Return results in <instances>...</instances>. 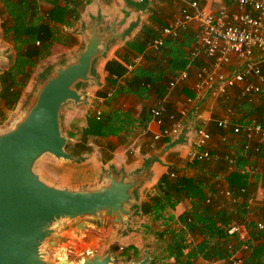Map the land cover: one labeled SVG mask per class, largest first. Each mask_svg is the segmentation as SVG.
Masks as SVG:
<instances>
[{
	"label": "trees",
	"instance_id": "trees-1",
	"mask_svg": "<svg viewBox=\"0 0 264 264\" xmlns=\"http://www.w3.org/2000/svg\"><path fill=\"white\" fill-rule=\"evenodd\" d=\"M46 2H49L51 11L48 10L45 13L44 10L45 14L40 13L39 7L42 6L41 3ZM125 12L128 13L127 23L133 24L137 21L135 20L136 15L132 11L116 3L107 2L94 9L92 13L84 12L83 14H79L77 18L81 22L78 27L73 28L71 23L65 21L68 16L77 15V9L72 0H66V2L63 0L59 2L57 0H0V39L9 42L10 45L7 48L8 59L0 60V103L10 109L8 115L0 114L2 115L0 117V129H4L9 125L14 115L27 100L30 87L36 83L42 73L53 63L65 58L77 49L72 47L68 50L53 51L51 47L52 42H47L49 34L47 35L45 26L37 22L39 18L45 15L44 18H47V22L59 21L71 27L77 33L80 27L87 23L91 17L99 14L103 16L104 21H109L114 17H121ZM150 22L151 24H146V27L153 28L151 25L156 24L153 31L138 24L122 42H115L112 45L106 58L96 61L95 73L100 77V84L95 87H83V89L90 92L93 89L92 97L98 99L100 97L105 98L106 91L114 87V93L111 97H106L98 110L89 108L83 112L85 118L83 123H76L75 126L67 129L66 124L63 123L65 115L67 113L77 114L78 110H82L84 107L76 108L68 103L62 108L61 128L68 139L66 151L78 160L70 163H57L51 159H46L41 163V168L51 178L58 181L60 185L74 186L97 182L102 171L110 166L109 159H105V153L109 150L111 151L112 148L120 147L121 142L119 139L121 136H125L123 141H129L130 137L134 134H140L147 127L151 119L149 115L151 107L143 105L139 119L137 121L133 120L129 113L132 110H125L121 106L120 98H117L116 95L123 94L125 95L124 98L127 95H135L140 98L143 95L152 93L160 95L163 99L167 95L169 82L176 78L180 72L185 70L191 75L204 65L211 66L212 62L203 56L191 58L195 44L193 30H189L180 37H166L163 39V46L157 51L151 49L150 42L161 37L163 38V28L168 23L157 17H151ZM37 41H40L43 45L37 47ZM65 41L68 44V39ZM73 42L74 38L71 37V43ZM33 47H36L35 53L29 55L30 48ZM136 57L141 58L142 65L136 66V69L133 71L134 73L129 77H124L122 82L114 80L115 75L120 77L128 74V65ZM160 61L165 63L164 68L166 67L167 70L162 69V74L159 75L154 73V71ZM260 65L264 72V62H261ZM180 88L179 92L182 97H179V100H182V104L186 98L193 97L194 95L188 85ZM249 97H252L253 102L249 103V108H246ZM203 100L200 103L201 105L204 104ZM162 104L166 108L167 114L178 108V106L172 108V104L170 103L162 102ZM234 104H236L234 110L232 109L234 114L241 115L243 112V115H246V112L252 113V111H248L252 109L257 113L256 115L260 116L261 120L259 122H262L261 125L264 126L263 91L259 90L257 92L256 87L253 96L247 95L245 97L241 96L240 91L239 99ZM223 109L225 113L227 112L230 115V107H224ZM244 110L247 111L245 112ZM98 111L100 113L99 117L97 115ZM243 120L244 118H242L240 123ZM165 121L168 122L167 115H165ZM196 123L193 122L190 126L194 129L197 125ZM253 139L256 138L254 137ZM242 141L244 142V140ZM99 142H102V145L98 151L93 152V150L89 149L88 145L90 143L95 145ZM161 150L162 147L154 150L149 155L157 154ZM260 150V154L258 155L264 152V142L261 144ZM149 155L146 156L144 162L149 158ZM165 157L161 159V162ZM237 158L234 162L233 170L238 172L239 170L244 171L248 165L247 159L240 156ZM212 159L213 157L208 160L200 158L187 163V167L197 169L201 166H206V168H209L213 162ZM141 165L129 159L126 162L125 169L131 171L140 168ZM166 169L169 175H176L177 172L181 171L179 167L173 165L167 166ZM167 177L161 176L146 185V190L143 191L141 200L137 205V213L129 221V230L120 232L112 226L105 228L108 229V235L102 240L103 252H112L117 259V264H128L132 260H140L146 251L150 252L153 259L151 264H193L191 257H185L184 250L186 246L183 231L193 235L198 229H201V233L202 229L204 231L206 229L204 228L205 226L197 227L190 212L175 216V201L172 196L165 193L164 188L167 189L168 187L172 189L177 196H180L182 191L177 189L175 182L168 183ZM240 177L242 178L244 175ZM183 180L185 187L192 185L190 178L186 177ZM196 187H201V185L196 184ZM192 192L194 191L192 190ZM180 200H183V198L180 197ZM176 202L179 201L176 200ZM162 213H165L163 217L165 224H162ZM134 230L140 231L139 235L144 237L155 231L154 243L147 248L143 244L140 245L133 241L122 243L123 237H126L130 232L134 233ZM160 241L162 242L161 244ZM214 245H216V242L213 236H211L210 241L204 239L196 245V248H198V252L196 251V253H205L206 250L208 251V248ZM52 254V252H49L50 257ZM68 254L70 259L79 256L72 251H68ZM186 255L195 256V253L189 251ZM207 255L204 257V260H214L216 257L209 251Z\"/></svg>",
	"mask_w": 264,
	"mask_h": 264
},
{
	"label": "water",
	"instance_id": "water-1",
	"mask_svg": "<svg viewBox=\"0 0 264 264\" xmlns=\"http://www.w3.org/2000/svg\"><path fill=\"white\" fill-rule=\"evenodd\" d=\"M125 22L126 14L109 21L91 17L78 31L80 46L42 73L9 125L0 129V264H117L110 251L88 249L70 259L69 235L111 226L129 230L140 193L154 179V165L165 149L138 169L109 166L92 184L62 186L41 163L78 160L66 151L62 108L88 104L91 92L83 87L99 86L95 63L132 31V26L121 29ZM7 59L8 51L0 49V60ZM152 261L146 251L128 264Z\"/></svg>",
	"mask_w": 264,
	"mask_h": 264
},
{
	"label": "crops",
	"instance_id": "crops-1",
	"mask_svg": "<svg viewBox=\"0 0 264 264\" xmlns=\"http://www.w3.org/2000/svg\"><path fill=\"white\" fill-rule=\"evenodd\" d=\"M57 1L59 2L60 0ZM63 1L66 2V0ZM197 1L199 3L198 9L208 13L216 15L224 14L229 17L240 14V10L231 4L230 0ZM107 2L121 5V7L127 8L136 15L135 20L137 21L135 23L131 24L125 22L121 29L128 26H132L133 29L137 27L138 24L146 27V24H151V17H157L169 23L180 15L181 8L185 6L180 0H72V3L77 9V15H72V17L68 16L65 21L71 23L73 28L78 27L81 22L77 18L79 14H83L84 12L92 13L94 9ZM41 5L42 6L39 7L40 13L45 14L46 11H51L49 2L41 3ZM124 14H126L127 19L128 13L125 12L122 15ZM44 16L39 18L37 22L45 26V31L47 35L49 34V40L47 42H52L51 47L53 51L68 50L72 47L78 48L80 46L78 32L75 33L71 27L59 21L48 20L49 22H47V18L45 19ZM155 25L152 24L151 26L154 28ZM146 28L153 31L152 27L148 26ZM189 30H193V33L195 32L193 27ZM187 32L181 33L180 36ZM71 37L74 38L73 43H71ZM164 38L166 37H163V39ZM66 39H68V44L65 41ZM42 45L43 43L40 41L36 42L37 47H41ZM256 60L261 62V57L257 55ZM142 63L141 61L139 65L141 66ZM157 65L158 67L155 69L154 73L160 75L162 74V69L167 70L166 67L164 68V62L160 61ZM242 65L243 61L239 57L233 55L228 70L230 72H239ZM132 73L134 72L128 73L125 76H120L121 79L118 82H122L124 77H129ZM175 79L176 78L172 81H175ZM172 81L169 82V85ZM193 82V78L185 82H176L173 89L169 87L167 95L163 97V99L160 95H154L152 93L140 97L142 99L146 96L142 101L135 95H127L126 98H124L125 95L123 94L116 95L117 98H120L121 106L125 110H132L131 112L129 111V113L133 120L137 121L139 119L143 105L152 108L164 106L162 102H166L167 104H172V108L178 106L177 110L174 112L178 111L184 105H187V123L178 135L162 138L159 142H155L153 139V135L158 129L156 127H150L147 124V127L142 130L140 134H134L129 138V141H123L125 136H121L119 139L121 142L120 147L115 149L112 148L111 151L108 149L109 151L106 152L107 156L105 159L108 158L110 166L116 169L125 168L126 162L129 159L141 165L144 163L146 156L153 152L152 149L157 147V143L162 147V150L165 149V154L162 158L166 157L162 162L160 161L157 163L160 168L157 169V172L155 171V177L152 182L161 176H168V183L175 182L177 189L182 191L180 196H177L172 189L168 187L167 189L164 188L166 191L165 193L172 196L175 201V216L190 212L197 227L205 226L204 228L206 229V231L202 229V233L201 229H198L193 235L183 231L185 242L188 241L191 244L189 246L190 249L185 245V256L191 257L193 264H213L216 262L229 264L234 254L242 261L241 264H264V232L257 228L258 223L264 222V152L258 155L260 154V148L261 144L264 142V138L257 137L256 139L247 141L242 134L236 136L231 129L225 130L217 126V122L224 118H228L231 122L239 125L257 122L262 124V122H259L261 118L256 115L257 113L252 109L248 110L252 111V113L244 110L246 115H243V112L241 115H236L232 111L236 106L234 102L239 99L240 90L247 85L246 82L238 83L223 96L212 97L208 93L204 94L199 101V106L186 103L188 99H196V94L192 88ZM184 85L190 87L194 96L186 98L181 104L182 100H179V97L182 96L179 91L181 90L180 87ZM255 85L257 87V92L259 90L264 92V85L259 83H255ZM92 92L93 89H91V96L89 97L88 104L82 106L84 109L78 110L83 116V112L89 108L98 110L104 102H100L101 97L94 99V97H92ZM202 100L204 104L201 105L200 103ZM179 104L181 105L179 106ZM224 107H230V115L224 112ZM78 112L74 115L77 116L79 114ZM72 115L73 114L69 113L65 115L67 129L73 127L71 124L69 125ZM242 118H244V120L240 123ZM193 122H197L196 127L203 126L212 134L207 149L214 157L209 168H206V166H201L197 169L187 167V163H191L198 159L189 158L187 155L188 151H193V128L190 126ZM242 140H244V142ZM96 144V146L91 143L89 144L92 145V150L98 147V143ZM101 145L97 148V151ZM93 152H96V150ZM151 156L153 155H149V157ZM238 156L244 159H247V156H249L247 159L248 165L244 171L239 170L238 172L233 170L234 162L238 159ZM203 159L208 160L210 158ZM115 164H117V166H115ZM169 165L181 169V171L177 172L178 175L177 173L176 175H169V173H167L168 171L166 168ZM256 168L259 169L257 173L254 171ZM241 175H244V177L241 178ZM186 177L191 179V184L193 186H184L183 179ZM196 184H200L201 187H196ZM192 190L194 192H192ZM180 197H182L183 200H180ZM176 200L179 202H176ZM164 215L165 213H162V224H165L163 219ZM177 233L179 232L177 231ZM211 236H213L216 245L208 248V251L216 257L214 256V260H204V257L208 256V251L206 250V252L202 254L196 253V251L198 252L196 245L204 239L210 241ZM187 250L195 253V256L186 255Z\"/></svg>",
	"mask_w": 264,
	"mask_h": 264
},
{
	"label": "built area",
	"instance_id": "built-area-1",
	"mask_svg": "<svg viewBox=\"0 0 264 264\" xmlns=\"http://www.w3.org/2000/svg\"><path fill=\"white\" fill-rule=\"evenodd\" d=\"M180 1L185 6L181 8L180 15L163 28V37H178L193 27L195 44L191 58L203 56L212 63L211 66L204 65L196 70L193 77L188 71L183 70L175 81L170 83V89H173L178 81L185 82L193 78L192 88L196 99H188L186 103L195 106H199V101L204 94L208 93L212 97L223 96L238 83L246 82L247 84L240 90L242 97L253 96L256 91L255 83L264 85V72L260 65L264 62V0H230L231 4L240 10V14L231 17L199 10L197 0ZM163 44V38H159L153 40L150 47L157 51ZM233 55L243 61L239 72L228 70ZM257 55L261 57V62L256 60ZM140 62V57L133 58L128 65V73L133 72ZM120 79L121 77L114 76L117 82ZM113 93L114 87L109 88L106 91V97H111ZM106 97L100 98V102ZM252 102V97H249L246 108H249V103ZM97 115L99 117V111ZM149 115L151 119L148 126L158 129L153 135L154 141L158 142L162 138L177 135L183 129L187 123L188 106L184 105L178 111L169 114L164 106L152 107ZM165 115H167L168 122L165 121ZM217 126L225 130L231 129L234 135L242 134L247 141L254 137L264 138V129L260 123L239 125L224 118L217 122ZM192 135L193 151H188V157L198 159L214 157L207 149L211 141L210 132L203 126H198L193 129ZM254 171L257 173L259 169L256 168ZM257 228L264 232V222L258 223ZM241 262L234 254L229 264H241Z\"/></svg>",
	"mask_w": 264,
	"mask_h": 264
},
{
	"label": "rangeland",
	"instance_id": "rangeland-1",
	"mask_svg": "<svg viewBox=\"0 0 264 264\" xmlns=\"http://www.w3.org/2000/svg\"><path fill=\"white\" fill-rule=\"evenodd\" d=\"M9 46H10L9 45V42H6L4 40H1V43H0V49L1 50L7 49ZM35 50H36V47L30 48L29 55H33L35 53ZM194 75H195V73L191 74V77H193ZM31 89L32 88L30 87L29 90H31ZM9 112H10V109L6 105H3L2 103H0V114H2V115L3 114L8 115ZM78 113L79 114L77 116H75L73 114L70 117L71 120H70L69 125L71 124V126H75V123L76 122H78L79 124H81V123H83L85 121V118L82 115V113L81 112H78ZM2 115H0V117ZM63 123H66L65 119H64V122ZM101 143L102 142H99L98 143V147L101 145ZM156 146H157L156 148H153L152 149L153 151L159 149V147H160L157 143H156ZM98 147H96L93 151H95V150L97 151V148ZM89 149L92 150L91 147H89ZM104 156H107V153ZM158 165L159 164H155L154 165L156 172H157V169L160 168ZM115 166H117V164H115ZM145 188L143 189V191L145 190ZM141 197H142V193H140V198L138 200V204H139V202L141 200ZM139 232L140 231H136V230H134V233H131L130 232L126 237L125 236L123 237L124 239L122 240V243H127L126 241H133V242H135L137 244H140V245L143 244V246L145 248H147L152 243H154V241H155V235H154L155 231L153 233H151L150 235L146 236V237L140 236L139 235ZM107 235H108V231L99 232V233L90 231L88 233L83 234V236H81V237H78V236H75V235H69V241H68V243L66 245V249L68 251H72L74 254H77V256L80 255L85 250H88V249L97 250L99 252H103L104 251V248H103V245H102V240ZM161 243L162 242L160 241V244ZM185 245L189 247L191 244L187 241V242H185ZM162 247H163V245H162ZM189 249H190V247H189ZM120 250H122V249L120 248ZM188 251L189 250H187V253H188ZM122 264H125V263H122Z\"/></svg>",
	"mask_w": 264,
	"mask_h": 264
},
{
	"label": "flooded vegetation",
	"instance_id": "flooded-vegetation-1",
	"mask_svg": "<svg viewBox=\"0 0 264 264\" xmlns=\"http://www.w3.org/2000/svg\"><path fill=\"white\" fill-rule=\"evenodd\" d=\"M0 43H1V41H0ZM7 50V49H6ZM105 231H108V229H100L99 231H97V233H99V232H105ZM88 232H90V230H88V231H83L82 232V234H80V235H78V237H81V236H83V234H85V233H88ZM94 232V231H93ZM75 236H77V235H75Z\"/></svg>",
	"mask_w": 264,
	"mask_h": 264
}]
</instances>
